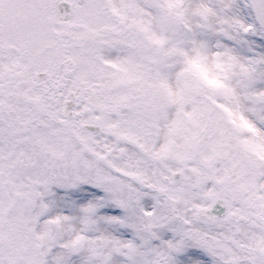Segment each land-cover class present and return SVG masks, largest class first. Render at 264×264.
Returning a JSON list of instances; mask_svg holds the SVG:
<instances>
[{
  "label": "snow or ice",
  "instance_id": "obj_1",
  "mask_svg": "<svg viewBox=\"0 0 264 264\" xmlns=\"http://www.w3.org/2000/svg\"><path fill=\"white\" fill-rule=\"evenodd\" d=\"M0 264H264V0H0Z\"/></svg>",
  "mask_w": 264,
  "mask_h": 264
}]
</instances>
